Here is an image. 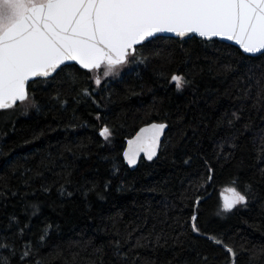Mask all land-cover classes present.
Segmentation results:
<instances>
[{
	"label": "trees",
	"instance_id": "obj_1",
	"mask_svg": "<svg viewBox=\"0 0 264 264\" xmlns=\"http://www.w3.org/2000/svg\"><path fill=\"white\" fill-rule=\"evenodd\" d=\"M240 64L246 66L240 73L229 70V65L236 68ZM248 67L253 72H247ZM262 71L264 57L249 58L216 40L190 39L183 47L169 43L147 66L136 65L97 90L96 99L103 98L102 120L116 131L112 143L104 146L98 135L101 122L96 120V106L73 100L79 87L94 89L95 85L82 79L73 91L70 81L38 80L32 89L41 102L40 111L23 105L0 111V193H4L0 196V233H16L29 225L23 239L15 241L18 247L31 242L29 264H114L110 242L117 233L121 240L131 234L124 251L137 264H228L222 247L190 227L197 195L191 186L203 172L207 154L216 165L217 179L206 192H199L210 197L199 210L202 231L230 245L264 246V199L236 215H216L220 187L238 171L249 178L253 171L237 167L239 154L231 166L214 155L217 142L229 134L227 129L216 128V120L225 113L242 109L239 129L249 125L244 132L249 142L264 130V95L257 96L264 80L256 84ZM173 73L186 75L194 86L178 92L169 82ZM57 91L68 99V105L61 107L51 99ZM163 121L171 125L168 148L154 161L141 158L131 170L122 159L125 142L140 127ZM185 154L193 157L191 165L183 164ZM252 162L245 157V166ZM114 165L118 172L114 173ZM255 180L264 197V181L258 176ZM107 181H111V190L105 193L106 199H98L95 193L82 194L93 184L102 189ZM61 184L73 193L71 197L60 195ZM121 185L123 190L117 191ZM44 187L51 191L44 192ZM13 192L17 195L12 196ZM32 203L40 205L36 216L31 214ZM47 224L58 227L41 241ZM157 236L162 237V247L155 243ZM137 239L146 246L129 251ZM242 264H249L247 256ZM254 264H264V257Z\"/></svg>",
	"mask_w": 264,
	"mask_h": 264
},
{
	"label": "snow or ice",
	"instance_id": "obj_2",
	"mask_svg": "<svg viewBox=\"0 0 264 264\" xmlns=\"http://www.w3.org/2000/svg\"><path fill=\"white\" fill-rule=\"evenodd\" d=\"M197 37L201 42H213L216 38L232 41L243 55L254 59L264 57V0H0V110L23 105L25 109L40 111L41 102L32 89L40 78L46 82L70 81L73 91L80 86L82 79H86L96 87H79L73 100L91 101L96 106V120L101 122L98 135L104 142L101 146L111 144L116 131L102 120L99 109L103 98L96 99L97 90H103L109 78L120 75V70L125 67L147 66L160 54L163 46L180 43L183 47L187 40ZM228 67L240 73L246 66ZM247 72L251 73L253 69L248 67ZM248 79L251 80L252 76ZM261 80H264V71L256 84L259 85ZM169 82L178 92L194 86L192 79L180 73H173ZM262 95L264 88L257 92L258 97ZM51 99L61 107L69 103L60 91ZM242 120V109L225 113L216 120L217 129L229 130L228 136L216 144V159L224 160L231 166L230 162L239 154L241 159L237 167L253 171L250 178L244 171H238L220 187L216 215L221 217L250 210L264 199L255 180L258 176L264 181V130L249 142L244 136V132L249 131V125L245 123L243 131L239 129ZM170 127V123L163 121L151 122L140 128L136 136L127 141L123 160L128 166L135 167L142 153L147 161L159 159V154L170 144L166 131ZM185 155L187 158L182 159L183 164L191 165L193 157ZM246 156L253 162L245 166ZM210 159L207 154L204 155L203 172L198 173L197 182L191 186L197 195L192 203L190 227L193 233L222 247L228 264H242L245 256L249 264H254L257 258L264 257V246L249 247L246 243L230 245L200 227L199 210L210 197L199 195V192L201 189L206 192L217 179L216 165ZM113 171L115 173L119 169L114 165ZM67 175L70 177L71 173ZM65 182L71 183L70 180ZM110 190L111 181H107L102 189L98 190V186L93 184L82 194L87 197L89 193H95L98 199L104 200L105 193ZM121 190L122 185L117 188V191ZM43 191L47 193L51 189L44 187ZM58 191L61 196L73 195L63 184ZM3 195L0 193V196ZM183 195L187 198V192ZM30 207L32 216L39 214L38 203H32ZM261 208L264 209V203H261ZM11 220H16V217ZM27 227L28 224L12 234L7 231L0 233V264H29L31 242L26 241L20 247L15 242L16 239H23ZM53 227L58 225H45L39 239L45 240ZM116 236L110 242L114 264H137L129 252L124 251L131 234L128 240L118 238V233ZM161 239L157 236L155 243L162 247ZM145 246L137 239L129 251ZM203 259L207 262L208 257Z\"/></svg>",
	"mask_w": 264,
	"mask_h": 264
},
{
	"label": "water",
	"instance_id": "obj_3",
	"mask_svg": "<svg viewBox=\"0 0 264 264\" xmlns=\"http://www.w3.org/2000/svg\"><path fill=\"white\" fill-rule=\"evenodd\" d=\"M196 39H199L200 40V38H196ZM216 41H218V42H221V43H225V44H228V45H231V46H234V47H236L238 50H239V46L238 45H235V42H232V41H222V40H220L219 38H216L215 39ZM240 51V50H239ZM241 52V51H240ZM258 55V54H257ZM246 56V55H245ZM38 80H44L43 78H40V79H38ZM31 83V82H30ZM0 111H3V110H0ZM148 125V124H147ZM147 125H144V126H142V127H145V126H147ZM142 127H140V128H142ZM140 128L137 130V132L130 138V139H132V138H134L135 136H136V134L138 133V131L140 130ZM167 131V130H166ZM129 140V139H128ZM127 140V141H128ZM127 141L125 142V146H124V149H123V152H124V150L127 148ZM123 152H122V159H123ZM141 158H144L146 161H147V159H146V157H144V155H143V153L141 154ZM124 161V160H123ZM124 163L126 164V166H128L127 165V163H126V161H124ZM138 165V164H137ZM137 165L135 166V167H130V166H128L131 170H133V169H135L136 167H137Z\"/></svg>",
	"mask_w": 264,
	"mask_h": 264
},
{
	"label": "rangeland",
	"instance_id": "obj_4",
	"mask_svg": "<svg viewBox=\"0 0 264 264\" xmlns=\"http://www.w3.org/2000/svg\"><path fill=\"white\" fill-rule=\"evenodd\" d=\"M136 67V65H133V66H131V67H125L123 70H120V75L121 74H123L124 72H129L130 70H132V68H135ZM120 75H118V76H120ZM117 77V76H116ZM116 77H114V78H109V81L110 80H114ZM96 87V86H95Z\"/></svg>",
	"mask_w": 264,
	"mask_h": 264
}]
</instances>
